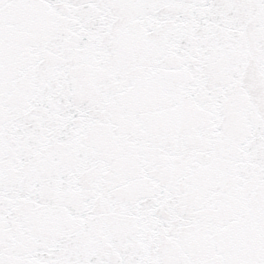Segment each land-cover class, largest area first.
I'll return each mask as SVG.
<instances>
[{"label":"snow or ice","instance_id":"6c2138e0","mask_svg":"<svg viewBox=\"0 0 264 264\" xmlns=\"http://www.w3.org/2000/svg\"><path fill=\"white\" fill-rule=\"evenodd\" d=\"M0 264H264V0H0Z\"/></svg>","mask_w":264,"mask_h":264}]
</instances>
